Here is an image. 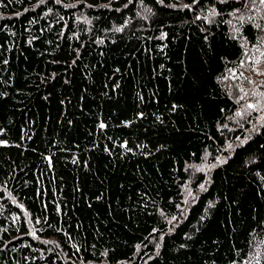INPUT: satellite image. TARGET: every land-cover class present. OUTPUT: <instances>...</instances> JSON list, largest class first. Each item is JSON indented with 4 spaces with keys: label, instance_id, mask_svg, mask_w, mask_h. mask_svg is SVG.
Returning <instances> with one entry per match:
<instances>
[{
    "label": "trees",
    "instance_id": "16d2710c",
    "mask_svg": "<svg viewBox=\"0 0 264 264\" xmlns=\"http://www.w3.org/2000/svg\"><path fill=\"white\" fill-rule=\"evenodd\" d=\"M263 51L259 0H0V264H264Z\"/></svg>",
    "mask_w": 264,
    "mask_h": 264
},
{
    "label": "rangeland",
    "instance_id": "374dc122",
    "mask_svg": "<svg viewBox=\"0 0 264 264\" xmlns=\"http://www.w3.org/2000/svg\"><path fill=\"white\" fill-rule=\"evenodd\" d=\"M263 77L264 51L261 53L256 52L250 57L249 61H245L241 65L234 76L229 75L225 80V83L228 85L230 91L240 104L243 117L252 109L247 108L248 104H253V102L250 100L251 92L253 91L254 86ZM242 96L244 97L243 99H241Z\"/></svg>",
    "mask_w": 264,
    "mask_h": 264
},
{
    "label": "snow or ice",
    "instance_id": "6c2138e0",
    "mask_svg": "<svg viewBox=\"0 0 264 264\" xmlns=\"http://www.w3.org/2000/svg\"><path fill=\"white\" fill-rule=\"evenodd\" d=\"M252 2L253 3H255V0H252ZM259 2L261 3V4H264V0H259ZM118 31H119V29H117ZM242 75V74H241ZM241 91H242V89H241ZM244 97L242 96L241 97V99H243ZM255 107V105H253V104H248L247 105V108H254ZM237 115L239 116L240 115V113H237ZM104 125H101V127H103ZM33 235H35V233H33Z\"/></svg>",
    "mask_w": 264,
    "mask_h": 264
}]
</instances>
